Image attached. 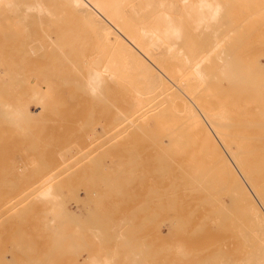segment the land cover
Segmentation results:
<instances>
[{
	"label": "rangeland",
	"instance_id": "obj_1",
	"mask_svg": "<svg viewBox=\"0 0 264 264\" xmlns=\"http://www.w3.org/2000/svg\"><path fill=\"white\" fill-rule=\"evenodd\" d=\"M146 1L139 0L142 2L140 6ZM219 1L223 11L219 22L213 23V34L202 30L192 36L200 45L199 50L208 47L206 41L213 42L215 34L221 41L220 49L223 48L227 56L225 59L222 54L224 61L227 60V70L240 73L242 69L240 78L242 75L250 80L259 77L263 82L264 20L260 19L261 15L264 17V0L263 4L258 0L260 5H255V9L252 2L256 4L257 0ZM105 2L111 5L112 0ZM235 4L239 6L234 7ZM79 7L71 0H6L0 4V264H91L89 260L93 256L100 260L108 258L109 262L103 261V264H137L142 260L143 264H264V235L260 227L255 226L250 209L232 181H227L232 185L226 184L223 191L212 186L215 191L208 189L202 183L216 179V168L212 170L214 163L200 150L198 135L185 124H180L184 126L182 128L177 126L181 128L178 129L182 130L181 134L175 130L171 132L179 124L174 118L177 116L172 114V118L170 115L172 109H169L171 113L167 111L170 116L165 111L167 114L163 112L155 119L161 121L160 125L154 119L150 122L152 125L139 130L126 124L132 122L138 111L150 118L151 109L159 99L147 101L146 107L145 102H137L139 95L146 92L143 91L146 85L140 77L144 78L137 73L138 70L136 72L135 68L126 65L121 60L123 57L115 59L114 49L118 51V44L107 42V33L98 31L95 22L85 18ZM259 15L261 18L258 19ZM253 19L254 23L251 22ZM257 20L263 27L257 24L261 28L255 29ZM252 28L257 30L256 33L252 34ZM247 32L252 35L248 37ZM184 43V40L179 41L182 47H185ZM250 46L254 49L251 50ZM184 47L182 49L186 51L188 48ZM225 47L230 48V53ZM233 47L234 50L239 47V50H231ZM245 51L248 53L237 56ZM118 54L121 55L119 51ZM254 54L256 56L252 58ZM233 57L241 61H234L240 70L231 61ZM211 62L213 71L221 74L217 68H222L217 67L219 63L215 57ZM256 62L262 66L252 70ZM240 63L244 65L238 66ZM107 66L111 70L106 69ZM95 69L102 71V82L94 91L90 80ZM215 73L210 74L213 89L211 85L209 88L215 100L224 102L223 107L232 104V110L241 106L246 115L250 112L255 115V111L259 114L258 107L262 112L264 87L262 94L256 88L244 87L241 79L234 81L233 86V81L214 80ZM231 89L234 96L227 93ZM217 92L226 95L219 96ZM257 95L260 99L255 102ZM242 102L246 104L244 107ZM166 108L169 107L165 105ZM262 114L264 110L259 115ZM120 115L128 120L124 123L126 119ZM165 119L171 120L172 125L169 121L164 125ZM175 119L176 125L173 123ZM156 125L160 129L155 127V130ZM143 132L147 135L143 136ZM188 186H191L190 191ZM48 189L50 195L46 198L39 196ZM212 196L216 202L214 198L209 200L215 204L223 203L227 208L213 207V203L208 208L207 202L211 203L208 198ZM205 202V205L196 207L197 203ZM254 203L264 213L255 197ZM191 205L200 212L191 214ZM65 206L69 211L63 209ZM202 207L210 210L212 216ZM214 209L216 214H213ZM183 214H188V218L183 216L181 219L185 220L181 222ZM186 219L191 221L189 225ZM213 220L215 225L221 222L220 226L211 225ZM222 220L226 221L222 223ZM193 226L195 230H192ZM196 229L200 230L198 235ZM244 235L248 238L245 239ZM136 243L139 244L138 250H134ZM204 244L208 245L205 247ZM180 245L185 247L184 252ZM178 247L184 256L178 253ZM173 251H177L176 257L179 254L184 258L183 262L178 261L180 257L173 259Z\"/></svg>",
	"mask_w": 264,
	"mask_h": 264
},
{
	"label": "bare ground",
	"instance_id": "obj_2",
	"mask_svg": "<svg viewBox=\"0 0 264 264\" xmlns=\"http://www.w3.org/2000/svg\"><path fill=\"white\" fill-rule=\"evenodd\" d=\"M71 1L73 3L80 5L79 10L83 11L85 18H89V20L91 19L92 21L95 22L97 28L99 29V30L97 29L98 31L107 33V42H109V43L113 42L115 44L116 43L118 44L116 46V48H118L117 50L121 53V55L118 54V55H120V56H118L117 55L118 51H116V49H114L116 52V56H117L115 59H119L118 57H120V59H121V57H123L121 60L124 61V63L126 65H129L130 67L135 68L136 72L138 70L137 73L140 72L139 74L144 78V80H143L140 77L141 82L146 85L145 89L143 90L146 92H144L143 95L138 94L139 97L137 98V102L138 103H140L141 101L145 102L144 107H146L148 105L147 101H150V100L153 101L154 99H156V101H157L159 99L158 102H156L157 104L154 105L155 107L153 106L154 109L153 110L151 109L152 114H151L150 118H148V119L145 118L144 117L145 113L142 112L143 113L142 114V113H140L141 111H138L137 115L136 116L134 115V117L132 118V122L128 121L126 124L129 123L130 126L136 130L138 128H147L150 125H152V124H150L151 120H153V119L157 120L160 114H162L165 111L166 112L169 111V109L171 111V109H172V113L169 111V113H171L170 114L171 117L173 118L174 116H177L174 118H177V120H179L178 125H176V123H178L176 119L173 122V123L176 122L175 123L176 128H177V126H181V125L185 124V127L186 126L189 127L190 131L195 132L196 133L195 135H198L197 140L199 139L198 144H199L200 150L203 151L204 153H206L210 157V159L212 160L211 162L214 163V167L211 166V168H212V170L214 168H216V172H215L216 179L202 181V183H204V186L208 189H212L211 186L212 187H218V191H220V190L223 191V190H226V184L227 185L229 183L231 184V182L228 183L227 181L231 180L233 183V187L235 189H237L240 192L241 196L243 197V200L245 201L244 204H246V207H248L250 209L249 210L250 216L251 217L253 216V219H254L253 222L255 221V223H256L255 226L257 225L258 227H260V229L262 230V233L264 235V213L262 211H260V209L254 203V197H255L256 200L263 206V209H264V114L259 115V114L263 113L264 109L261 112V109L259 110V107H258L257 112L259 114H256V111H255V115L253 114V112H250L251 110L250 111L248 110V112H250V113L248 115H246L245 113H243L245 110L243 108H241V106L240 107L236 106L235 109L231 110L230 105H232V104H230L228 107H223L224 102L222 100L221 101L215 100V98L213 97L214 96L213 91L209 88L211 85L210 74L213 72L215 73V71H213V68H211V65H210L213 62V61L211 62V58L215 57V59L217 60V62L219 64L221 63L220 61L225 62V64H226V65L217 64L218 65L217 67H219V68L221 67L222 69L220 68L221 70H219L217 68L218 72H221V74L219 73V75H217L216 74L217 71H216V73H215L216 76L213 77V78H215L214 80H216V78H217L216 81H218L219 79H226L230 83H231V81H233L232 85L234 86V84H235L234 81H238L239 79H241L244 87L250 88V89L256 88L259 92L264 89L263 88L264 87V81L262 82L259 79V77L255 80H250L248 78H245L246 75L245 76L242 75V78H240V74L243 71L242 69H241L240 73H235L234 70H231V71L227 70V68H226V67H228L227 60L224 61L227 56L224 55L223 48L220 49L221 48L220 47L221 41L216 39L218 37L217 35L214 34L215 40L213 39V42L209 43L206 41V44L209 46L206 47L205 49L203 48L204 50H202V49L199 50L200 45L198 44L197 40L194 37H192L193 35H196L197 31L202 32V30H206V31H208L207 33L213 34L211 32L212 31L211 28L213 27V23L219 22V19L221 18V13L223 11V5L221 4V2L219 0H147L145 2V4L141 7L140 4L142 2L140 3L139 0H115V2H114V0H112V3L113 2L114 3L113 4L111 3V5H110V3L108 4L107 2H105L106 0L105 1L104 0L103 1L102 0L101 1H99V0L98 1H96V0H71ZM107 1H109V0H107ZM259 1H261L260 4H263L262 0H259ZM259 1L256 4L253 3L255 1L252 2V4H254V5H252L254 9H255L254 6L255 5L257 6ZM3 2L5 3L6 0H0V4L1 3L3 4ZM103 2L107 3V5H105ZM110 2H111V0H110ZM236 2L237 1H235L234 3H236ZM240 3H242V2H239V4ZM239 4L238 5L235 4L234 7L239 6ZM260 4H258V5H260ZM231 5L233 6L234 4H231ZM232 6H229V8L231 9ZM242 6H243V4H242ZM247 8H249V6ZM253 8L251 9V11L253 10ZM261 10H263V8L260 9V11ZM248 11H250V10H248ZM258 11H257V13H259ZM262 13L264 14L263 11H262ZM232 16H234V15H232ZM261 16L263 19L260 17V15H259L258 19L261 18L260 20H264L263 15H261ZM254 19H257V17H255ZM254 19L251 22L254 23L255 22ZM257 21H256V25L254 24L255 29L263 27L261 24H258L261 21H258V22ZM235 22H237V21H235ZM235 22H234V25H236ZM257 24L261 27H259ZM262 24L264 25V23H262ZM242 25H239V26H242ZM252 27H254V26H252ZM94 28H96V27H94ZM236 28H238V27L236 26ZM243 28H246V26L244 25ZM252 29H254V28H252ZM252 29L251 30L248 29L247 31L251 32ZM255 29L252 31V34L255 31H257ZM241 31L246 32L245 29H244V31H243V29ZM259 31H260V29H259ZM249 32H247V33H249ZM229 33H230V31H229ZM216 34H217V31H216ZM225 35H227V34H225ZM249 35H250V33L248 34V37H249ZM206 36H209V34H207ZM242 37H244V39H245L244 34L242 35ZM242 37H241V41H242ZM246 37H247V35H246ZM223 38H225V36ZM223 38L221 40H224ZM244 39H243V41H244ZM260 39H262V38H260ZM183 40L185 41V43H184L185 47L188 48L186 51H185V49L184 50L182 49L184 46L182 47L179 44V41H183ZM225 41L227 44H229L227 40H225ZM229 41L231 42V39H229ZM232 42H234V41H232ZM260 42L263 43L262 41H260ZM240 43L241 42H239L238 44H240ZM254 44L258 45V43H256V42ZM241 45H244V44L241 43ZM225 46H226V44H225ZM235 47H236V45H235ZM250 47H252V46H250ZM258 47H259V45H258ZM225 48H227V47H225ZM237 48L234 50V47H233V49H231V50H234V51L239 50V47H237ZM243 48H245V47H243ZM252 49H254V48L252 47L251 50ZM229 50H230V48L228 49V52L230 53ZM234 51H232V52L234 53ZM233 53H232V55H233ZM236 53H239V52H236ZM240 53H243V51H241ZM246 53H248V51H245L244 54H239L237 56L240 57V55H245ZM222 54L225 56V59L222 57ZM227 55H228V53H227ZM254 56H256V54H254L252 56V58H254ZM228 58H231V57L229 56ZM232 59L233 60H231V61H233V62L239 61V59H237V58L235 59L234 57ZM247 59H249V57ZM229 60L230 59H228V61ZM246 60H244V61H246ZM231 61H229V62H231ZM236 62H234L235 63L234 65L237 64ZM239 62H241V61H239ZM247 62H249V60ZM243 65H241V63H240V65L238 64V66H243ZM262 65L264 67V63ZM262 65L260 64V62H256L255 66L252 70H254L256 67L258 69V67H261ZM104 66H102V67H104ZM121 66H122V64H121ZM129 66H128V69H130ZM212 67H213V65H212ZM232 67L234 68V66H232ZM107 68L110 69L111 67L107 66L106 69ZM236 68H237V65H236ZM106 69H103V70H105V72H107ZM109 69H108V71H109ZM225 69L227 70V72L224 71ZM237 69H239V68H237ZM244 69L246 70L247 68H244ZM249 70H251V69H249ZM246 71H248V69ZM100 72H102V71H100ZM100 72L98 70H96L91 75L90 81L92 82L91 84L93 85L94 88L91 86H89V87H91V89L93 88L92 90H94V91L98 87V85L102 82V77H101ZM125 72H126V70H125ZM127 72H128V70H127ZM252 73H254V72H252ZM112 74H113V72L110 74L111 77L113 76ZM238 74H239V77H238ZM263 74H264V72H263ZM262 79H264V78H262ZM246 80H247V82H246ZM90 81H89V83H90ZM142 86H144V85H142ZM214 87H216V86L214 85ZM216 88H219V86H217ZM212 89H213V86H212ZM209 90L211 92H209ZM232 90L233 89H231V92L230 91L229 92L226 91V92L232 93V96H234L233 95L234 92H232ZM236 91H237V89H236ZM242 92L243 91L241 90L240 93H242ZM246 92H247V90H246ZM140 93H141V91H140ZM217 93L219 94V92H217ZM235 93L238 94V91ZM261 93H262V91H261ZM135 94H137V93H135ZM220 94H221V92H220ZM220 94H219V96H220ZM221 95H226V94H221ZM259 96H260V94H259ZM259 96L255 100V102L258 101ZM261 96L263 97V95H261ZM217 99H219V98H217ZM144 100H146V101H144ZM232 100H233V98H232ZM252 100H253V98H252ZM252 100H250V101H252ZM248 101H249V99H248ZM252 102L254 103V101H252ZM238 103H239V101H238ZM241 104L243 105V102ZM258 104H260V103L258 102ZM165 105H166V107H169V108H166L167 110L165 109ZM244 105H246V104H244ZM244 105L242 107H244ZM231 108H233V107H231ZM260 108H262V106ZM137 110H139V109H137ZM143 110H144V108H143ZM146 111H148V110H146ZM121 113H123V111ZM165 113H164V115H165ZM169 113H168V116H170ZM172 114H174V116H172ZM250 114H252V115H250ZM122 115H124V114H122ZM124 116H121V117H124ZM162 117H165V116H162ZM124 118L126 119L125 121H123L125 123L128 119H127V117H124ZM168 121H166V119H165L164 125ZM170 121H169V123H170ZM156 122H159V125H160L161 121L159 120ZM170 124H169V126H170ZM159 125L158 126L156 125L153 128H155V127L157 128V127H159ZM162 126H163V123H161V127ZM182 127H184V126H181V128ZM156 128H155V130H157ZM176 128L173 129L171 132H173L174 130L178 132L179 131L178 129H181L178 127L176 130ZM189 128H187V129L189 130ZM159 129H160V127H159ZM183 130H185V129H183ZM146 131H148V130L146 129ZM148 132H150V129ZM181 132H182V130L179 131L180 134H181ZM146 133L143 132L142 135L144 136ZM168 133L171 135L170 130ZM151 134H152V132H151ZM175 135H176V133H175ZM195 135L193 136L194 138H196ZM149 142H152V141L149 140ZM146 152H148V151H146ZM191 152H192V150H191ZM185 154H188V152H186ZM190 154L191 153L189 152V155ZM184 157H185V155H184ZM207 161H209V159ZM204 162H206V161H204ZM208 166H209V164H208ZM190 187H189V191L191 190ZM230 187L231 186H229L228 188L230 189ZM212 190L209 191V193H211ZM214 191H215V189H214ZM216 191H217V189H216ZM250 191L253 193V196L250 193ZM45 192L41 193L42 195L40 194L39 196L46 198L51 193V191L49 189L45 190ZM229 192H231V191L229 190ZM183 195L181 196V199H182ZM197 195H199V193ZM201 195H203V194H201ZM207 196H209V194ZM230 196H231V194H230ZM212 198H214V197L212 196V197L208 198V201H211L210 204H208V202L206 201L207 202L206 206H208V208L212 205V203H213V205H212L213 207H214V205H218V207L220 206V208L225 207V206H223V203L221 205L219 203L215 204V202L217 200L216 198H214L215 202L213 200H209ZM238 198L242 199L241 197H238ZM206 202L204 204L203 203H201V204L197 203L198 206H196V207L199 208V205H205ZM185 205H187V203ZM196 207H194V208H193V206L191 207V208H193L190 211L191 214L194 215V213H196V211H198V213L200 212V209L198 210ZM203 207L205 208V206H203ZM65 208H66V206L63 209H65ZM225 208H227V206ZM225 208H224V210H225ZM216 209H214L213 214L217 213V212H215ZM65 210H68V209L66 208ZM186 211H187V213L189 212L188 209ZM204 211H206L208 213L210 210L208 211V210L204 209ZM224 212H226V211H224ZM232 212H234V210ZM70 213L72 214L73 212H70ZM209 213H210L209 215L212 214V212H209ZM73 214H75V211ZM184 214L182 216L180 215L181 216L180 219L183 216H186L188 218V216L190 217V215H191L190 213H188L189 215L187 214L188 216L184 215ZM204 214H206V213H204ZM88 215H87V217H88ZM203 215H202V218H203ZM250 216H248V217H250ZM192 217H190L191 220H192ZM222 217L223 216L221 215V218ZM195 218H197V217H195ZM201 219H199V220L202 221L203 219L202 220ZM183 220H185V219L184 218L181 219V222ZM207 220L208 219H206V221ZM206 221L204 220L205 223H206ZM218 221H219V219H218ZM223 221L225 222L226 220H222V223H223ZM186 222L188 223L187 225H189V223L191 221L188 222V220L186 219ZM212 222L213 223L211 225L214 224V220ZM197 223H199V221ZM216 224H218V223L216 222ZM219 224L218 225L214 224V226L218 227V226H220ZM181 226L183 227V223ZM203 226H205V225H203ZM195 227H196V225H195ZM221 227H223V226H221ZM226 227H228V225ZM193 228H194V226H193ZM84 229H86V228H84ZM185 229H187V228H185ZM185 229H183V230H185ZM192 230H195V228ZM201 231H203V230H201ZM193 232H195V231H193ZM58 233H59V231H58ZM155 233H157V232H155ZM199 233H200V230L197 233V235ZM247 233H250V232H247ZM244 236H245L244 237L245 239L248 238V237H246V235H244ZM250 236L252 237V235H250ZM168 237H166V238H168ZM59 238H61V237H59ZM244 238H242V240ZM247 241H249V239H247ZM263 241H264V238H263ZM97 242H98V240H97ZM248 243L249 242H246V244H248ZM207 245L204 244L205 247ZM178 246H179V244H178ZM138 247H139V244H137V243L134 244V250H138ZM180 247H182L181 250H183L185 248L183 245H180ZM180 247H178V250H177L178 253L181 252V251L179 252ZM172 249H173V247H172ZM184 250H183V252H184ZM177 251H175L176 254H177ZM169 252H172L171 249ZM169 252H168V254H169ZM175 252L172 255V257L173 256L175 257L173 259H176V258L178 259V257H180V259L178 261H180V260L182 261V259H184V258L181 256H184L185 254L183 252H181V256H179V254H178L177 255L178 257H176ZM160 253L161 252H159V254ZM166 253H165V255H166ZM200 254L201 253H199V255ZM134 255H135V252H134ZM87 256H88V254H87ZM87 256H85V257H87ZM192 257L194 258V256H192ZM83 259H85V258L83 257ZM173 259H171V260H173ZM103 261L109 262L108 258H104L103 260H100L99 258H96L94 256L92 259L89 260V262H91V264H103ZM131 261L135 262L134 259L133 260L131 259ZM175 261L177 262V260H175ZM190 261H191V259L189 260V263H190ZM78 262H79V260H77L76 263H78ZM150 262H152V261H150ZM184 262L187 263L188 261L186 260ZM196 262L197 261H195V263ZM139 263L143 264V260H142V263L137 262V264H139ZM202 263L203 262H198V264H202ZM129 264H131V263H129ZM256 264H260V263H256Z\"/></svg>",
	"mask_w": 264,
	"mask_h": 264
}]
</instances>
